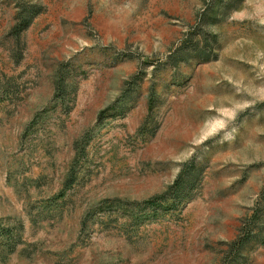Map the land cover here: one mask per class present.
Listing matches in <instances>:
<instances>
[{
    "label": "rangeland",
    "instance_id": "obj_1",
    "mask_svg": "<svg viewBox=\"0 0 264 264\" xmlns=\"http://www.w3.org/2000/svg\"><path fill=\"white\" fill-rule=\"evenodd\" d=\"M215 1L0 0V264H264V0Z\"/></svg>",
    "mask_w": 264,
    "mask_h": 264
},
{
    "label": "trees",
    "instance_id": "obj_2",
    "mask_svg": "<svg viewBox=\"0 0 264 264\" xmlns=\"http://www.w3.org/2000/svg\"><path fill=\"white\" fill-rule=\"evenodd\" d=\"M246 0H216V8L219 12V14L221 16H225L228 17L232 12L238 10L240 8V6L245 2ZM207 10V14L204 15L206 17H211L212 14L214 13L215 15L217 14L216 11H214V7L210 8V9H206ZM213 14V16H214ZM178 182H176L174 184V186H172L170 188V191L173 192V194H176L177 191L174 192V190L177 189L178 186ZM155 203V199H152L150 201H147L146 204L148 205H152ZM244 243H241L239 245V247H243Z\"/></svg>",
    "mask_w": 264,
    "mask_h": 264
}]
</instances>
